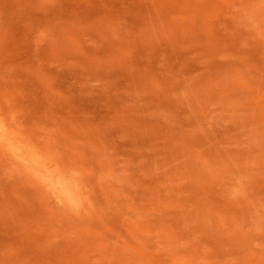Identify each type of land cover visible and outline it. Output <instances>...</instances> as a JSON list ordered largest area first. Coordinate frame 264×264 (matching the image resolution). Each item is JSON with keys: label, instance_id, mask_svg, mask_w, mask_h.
<instances>
[{"label": "clouds", "instance_id": "9594fccd", "mask_svg": "<svg viewBox=\"0 0 264 264\" xmlns=\"http://www.w3.org/2000/svg\"><path fill=\"white\" fill-rule=\"evenodd\" d=\"M67 2L30 0L24 54L0 38V198L30 193L0 208V264H264V0H135L134 17L92 20ZM101 19L110 43H67ZM4 129L80 173L78 208Z\"/></svg>", "mask_w": 264, "mask_h": 264}, {"label": "rangeland", "instance_id": "374dc122", "mask_svg": "<svg viewBox=\"0 0 264 264\" xmlns=\"http://www.w3.org/2000/svg\"><path fill=\"white\" fill-rule=\"evenodd\" d=\"M108 9L113 12H128L134 17L139 10V5L135 3V0H92L91 4L68 0L64 5L63 15L92 20L102 16ZM32 19L30 0H0V38L10 41L9 50L14 56L27 51V30ZM102 23L101 19L90 26H71L66 30L65 39L70 46L76 48H84L89 44L96 45L101 41L110 43L106 40ZM83 103L95 107L100 104V101L85 98ZM4 133L6 149L13 159L19 161L25 171L36 179L57 203L66 204L72 208L80 206L79 172L75 170L65 172L50 157L42 154L35 145L13 142L7 138V129H4ZM2 196L0 208L4 206V200L16 203L27 199L30 193L19 187L12 190L5 188ZM12 239H14V233L10 225L7 222H0V246Z\"/></svg>", "mask_w": 264, "mask_h": 264}]
</instances>
